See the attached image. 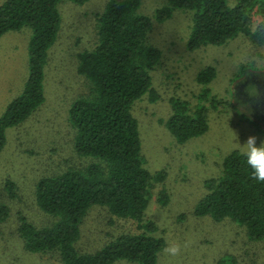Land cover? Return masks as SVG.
<instances>
[{
	"label": "rangeland",
	"instance_id": "obj_1",
	"mask_svg": "<svg viewBox=\"0 0 264 264\" xmlns=\"http://www.w3.org/2000/svg\"><path fill=\"white\" fill-rule=\"evenodd\" d=\"M107 1H59L62 20L48 49L45 98L25 120L6 129L0 151V203L8 205L9 213L0 222V264H63L56 250H27L18 225L21 215L38 226L55 219L36 203L35 184L40 177L90 161L75 151L69 109L93 87L78 69L79 53L95 47ZM236 2L228 0L230 5ZM169 4V0H140L138 7L152 17L147 39L161 54L151 70V90L134 102L132 111L145 166L152 175L163 171L160 180H151L141 223L154 222V234L164 238L165 246L167 242L182 246L177 257L164 254V246L156 264H264V238L250 239L245 227L230 217L214 220L193 212L206 192V180L221 173L224 157L233 149L243 151L240 144L249 136L257 137V146L264 141V42H254L250 33L240 32L222 43L190 49V9L176 8L161 20L154 17L157 8ZM256 10V6L249 9L251 31L260 20ZM31 33L25 25L0 36V115L23 89ZM208 66L215 74L203 83L198 74ZM175 100L186 101L190 110L205 106L207 130L177 141L167 126ZM7 180L14 182L13 194ZM138 223L94 204L80 224L75 246L93 252L121 233L140 232ZM112 264L140 263L118 259Z\"/></svg>",
	"mask_w": 264,
	"mask_h": 264
},
{
	"label": "trees",
	"instance_id": "obj_2",
	"mask_svg": "<svg viewBox=\"0 0 264 264\" xmlns=\"http://www.w3.org/2000/svg\"><path fill=\"white\" fill-rule=\"evenodd\" d=\"M60 0H4L0 3V36L12 29L30 26L29 69L22 91L12 98L0 115V151L6 143V129L25 120L45 98L44 80L48 49L61 26ZM82 3L86 0H74ZM156 9L154 17L164 19L176 8L192 11L187 42L190 49L206 43H222L240 32H248L254 42H264V0H169ZM140 0H108L99 17L98 41L91 50L79 53L78 69L93 83L89 94L75 99L69 109L74 128V148L90 161L79 167L44 175L35 184L39 208L54 216L38 226L20 216L18 231L27 250H56L63 264H112L128 259L140 264H156L165 246L154 234L156 225L141 223L148 203L152 179L142 154L138 120L132 107L151 90V70L160 58V49L147 39L152 17L138 11ZM260 15L250 30L249 9ZM215 69H202L198 78L207 83ZM167 126L175 139L183 142L208 128L206 107L190 110L188 103L175 100ZM243 151L231 150L223 159L221 173L205 182L206 192L197 201L195 215L214 220L230 217L245 227L250 239L264 238V182L251 178ZM154 177V178H153ZM10 194L14 182L6 181ZM105 205L117 216L139 221L138 233H121L93 252L75 246L80 224L88 209ZM9 207L0 203V222Z\"/></svg>",
	"mask_w": 264,
	"mask_h": 264
},
{
	"label": "clouds",
	"instance_id": "obj_3",
	"mask_svg": "<svg viewBox=\"0 0 264 264\" xmlns=\"http://www.w3.org/2000/svg\"><path fill=\"white\" fill-rule=\"evenodd\" d=\"M242 155L251 169V178L257 182H264V141L257 146V137L249 136L243 144ZM187 246L186 244L184 245ZM182 251V246L176 242H167L163 249L164 254L177 257Z\"/></svg>",
	"mask_w": 264,
	"mask_h": 264
}]
</instances>
